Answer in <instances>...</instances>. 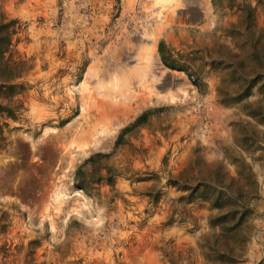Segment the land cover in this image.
I'll return each mask as SVG.
<instances>
[{"label":"rangeland","instance_id":"1","mask_svg":"<svg viewBox=\"0 0 264 264\" xmlns=\"http://www.w3.org/2000/svg\"><path fill=\"white\" fill-rule=\"evenodd\" d=\"M2 18L26 41L0 134V264H264V0H0ZM94 154L109 156L83 170L112 185L87 194L74 172ZM229 179L248 212L221 234L195 193Z\"/></svg>","mask_w":264,"mask_h":264},{"label":"trees","instance_id":"2","mask_svg":"<svg viewBox=\"0 0 264 264\" xmlns=\"http://www.w3.org/2000/svg\"><path fill=\"white\" fill-rule=\"evenodd\" d=\"M24 30L25 26L16 19L6 20L2 18L0 20V134L8 126L7 120H15V113L20 111L22 106L16 97L24 90V84L18 81L22 79V69L25 63L21 54L18 53L17 46L26 41L23 37ZM156 51L162 66L186 73L185 67L179 63V56L173 54L162 41L157 43ZM187 76L190 75L187 73ZM258 79L259 77L255 76L248 88L253 86ZM191 84L196 87L200 86L197 79H192ZM251 116L254 118L256 115L251 114ZM147 117V112L142 113L133 123L122 129L115 140V146L122 144L123 136L133 128L145 123ZM108 156L94 154L87 158L74 172V186L87 194H90L93 182L103 181L106 185L111 186V169H107V174L99 176L96 181H93L83 170L86 164H93L97 159ZM233 185V179H229L227 185L219 186L218 189H214L211 184L206 183L195 193V198L208 203L210 208L219 211L218 215L210 219V224L211 226H218L221 234H224L225 231L235 232L245 222L244 217L248 212L247 191L239 185L233 189ZM5 246L6 252H8L7 256L12 257L11 253L14 249L10 245ZM226 255L229 259L233 258V250L227 249Z\"/></svg>","mask_w":264,"mask_h":264}]
</instances>
